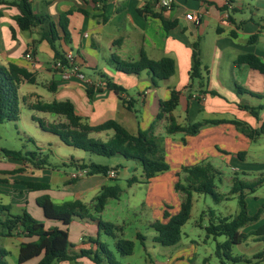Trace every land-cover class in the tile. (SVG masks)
<instances>
[{"label": "crops", "instance_id": "1", "mask_svg": "<svg viewBox=\"0 0 264 264\" xmlns=\"http://www.w3.org/2000/svg\"><path fill=\"white\" fill-rule=\"evenodd\" d=\"M14 1L0 0V64L7 66L13 63L26 68L34 75L35 82L21 84V115L19 121L13 123H21L23 129L29 128L34 133H40L41 128L33 117L46 123H57L61 119L36 112L32 106L38 102L54 101L72 102L76 113L92 126L114 120L133 135L149 130L155 123V133L163 136L165 159L170 168L145 185L162 193L167 191L170 195L175 190L183 167L209 161L220 155L230 157L231 163L236 165L245 163L253 147V140L232 124L207 125L195 136L167 134V129L170 117L182 126L206 120H237L252 129H258L264 124V109H258L264 105V99L253 96L264 95V74L236 62L238 57L245 54H253L264 62V0H174V7L169 11L155 6V0H105L100 6L91 0H31L35 14L48 15L56 23L60 14L75 9L68 17V42L61 28L57 27L60 39L55 46L63 55L73 52L81 72L94 83L102 81L106 85L100 89L90 88L86 82L77 79L62 80L60 74L51 67L55 52L48 42L40 41L38 28L22 31L17 25L15 17L20 12ZM78 10H84L88 15ZM188 13L200 17V23L196 25L186 20ZM225 13H228L226 21ZM155 15L174 23V26L165 30L162 20ZM102 16H106V21L102 20ZM12 30L15 37L12 36ZM195 42L200 45L202 73L207 77V84L204 86V83L203 87L199 81H193L190 75L192 45ZM38 47L49 56L48 61H40ZM30 50L36 66L24 58ZM142 51L154 61L173 59L174 75L167 79L155 78L153 82L146 71L128 75L117 71L109 61L112 55L134 61ZM108 81L123 87L125 91L116 94L107 87ZM236 87L242 88L244 93L238 94ZM90 89L91 99L88 95ZM203 89L208 92L204 94ZM211 91L217 95H212ZM173 92L178 94L176 107L156 122L161 103L169 101ZM127 101L133 103V111L126 105ZM252 108L257 110L258 117L251 113ZM42 132L41 137L36 135L40 137L38 141L41 148L30 152L24 146L27 149L25 153L8 148L7 137L0 135V205L7 206L12 215L28 212L43 222L46 229L57 227L67 230L74 251H97L98 245L94 240L104 243L97 222L76 218L65 226L61 221L48 219L38 205V199L49 196L57 205L77 200L91 207L94 198L104 187L117 185L112 180H118L122 171V175L128 177L141 166L119 157L103 161L93 157L95 155H89L87 162L81 157L77 160L67 158L56 150L62 146L69 150L73 147L65 145L58 136ZM27 133L23 132L26 137ZM101 134L109 139L113 132L93 133L91 137ZM3 149L23 154L36 153V157L45 158L48 165L36 167L34 164L38 163L37 158L22 161L6 157L2 153ZM49 153L55 160L49 159ZM90 163L118 167L117 177L88 175L78 180L71 179V174L80 169V164ZM238 168L233 167V171H238ZM18 169L22 171L15 173ZM29 182L46 184L49 189L31 190L27 186ZM261 203L264 204V201ZM164 212L162 210L163 223L167 222L163 218ZM4 218L0 212V223ZM255 231L249 234L243 232L248 237L238 245L245 244L248 247L245 251L251 258L263 251L259 247L250 246L249 242L256 244L263 241L264 236L253 235ZM3 232L0 225V247L9 251L7 263L12 259L13 264H19L17 259L20 245L36 241L37 238L5 237ZM114 240L116 243L117 239ZM41 258L42 255L22 264H38ZM258 262L256 260L254 263ZM54 264L96 263L82 257L73 262Z\"/></svg>", "mask_w": 264, "mask_h": 264}, {"label": "trees", "instance_id": "2", "mask_svg": "<svg viewBox=\"0 0 264 264\" xmlns=\"http://www.w3.org/2000/svg\"><path fill=\"white\" fill-rule=\"evenodd\" d=\"M95 5H102L105 0H91ZM15 6L19 9V15L15 17L17 25L22 31H27L32 28H38L40 41H46L50 44L55 52V60L63 59V54L60 52L55 43L60 39L57 27H60L66 42H68L67 23L68 17L75 11H69L60 14L59 21L56 23L48 15H37L33 11L31 0H15ZM84 15L88 13L84 10H78ZM163 22L165 30H170L174 23L167 22L160 15H155ZM106 16H102V20L106 21ZM12 36L15 37V32L12 30ZM110 63L114 65L119 72L128 75H138L144 71L148 72L153 82L155 78L167 79L175 73V63L171 58H163L158 61L151 60L147 57L144 51L139 55V58L134 61L122 60L117 55H112ZM237 64H245L264 74V62L253 54H245L237 59ZM201 51L199 43L195 42L192 45V66L191 79L199 81L203 87L207 84V77L202 73ZM23 82L34 83V75L26 68L10 63L7 66L0 64V124L4 122H17L20 119V97L19 89ZM107 87L116 94L123 93L125 89L112 81L107 82ZM238 94L244 93L243 89L236 87ZM205 94L208 91L202 90ZM212 95H217L215 92H210ZM91 99L92 90L88 91ZM253 96L264 99V95ZM178 103V94L173 92L171 99L161 103L160 112L156 117V122L163 119L166 114H170ZM126 105L130 110H134L133 103L127 101ZM36 112L45 113L52 117H59L61 120L57 123H46L42 119L33 117L40 128L48 133L58 136L59 139L67 146L77 150H82L91 155L114 158L119 157L127 161H133L140 164L143 173V179L132 177L128 180L129 186L135 183H149L158 174L169 170V164L165 159V151L163 146V136L155 133V123L147 131H139L138 134H131L123 125L114 120L106 121L103 124L92 126L85 119L76 113L75 107L70 101L52 103L38 102L32 106ZM264 109V105L258 108ZM251 113L258 117L256 109H251ZM167 134L184 133L188 136L197 135L207 125L232 124L238 131L248 136L251 140H256L264 134V124L258 129H252L244 122L237 120H206L192 125L182 126L170 117ZM112 131L113 135L106 141H100L91 137L93 133H102ZM6 157H12L18 160H34L37 158L36 167H44L48 165L45 158L36 157V153L23 154L22 152L2 150ZM79 168L87 169L88 175H103L107 176L110 170L117 171L118 167L111 168L109 166L90 163L80 164ZM18 169L15 173L21 172ZM220 172L209 162L204 161L193 166L183 167L179 180L175 185L176 192L183 194V201L178 214L171 216L167 211L164 212L163 218L167 222H155L151 227L156 231L154 242L162 246H175L181 241L182 227L189 221L193 207V195L208 194L213 196L215 201H220L221 196L216 192V179ZM112 181H117L113 179ZM264 180L247 183L243 180L233 178V188L231 194H237L239 198L240 211L235 217H224L219 219L217 223H211L206 227L208 237L214 239L225 236L227 239L224 243L217 245V254L223 255L234 262H242L243 257H232L230 254L232 246L239 245L247 239V235L240 232L242 228L250 223L257 221L260 218L261 211L254 215L248 213L246 204V195L250 192L254 194L256 188L263 184ZM31 190L49 189L46 184L27 183ZM247 191V192H246ZM122 189L119 185L106 186L94 198L93 204L89 207L81 201L66 202L57 205L52 202L49 196H43L38 199V205L44 210L45 216L51 220L61 221L65 226L70 224L74 219L89 220L97 222L99 230L103 231L107 236L117 239L115 248L122 256H131L134 251V242L131 240L120 239L116 231L120 230L119 226L111 223H105L99 218V215L105 210L109 199H119ZM0 212L5 216L0 225L5 237L24 236L26 238L36 237L33 242L22 243L19 249L17 262L25 263L35 257L42 255L38 264H54L55 262L69 261L73 262L82 257L91 259L96 264H101L105 258L108 264H118L113 252L108 245L101 243L98 240L94 242L98 245L97 251L81 250L74 251L73 245L69 240L68 231L61 228L46 229L43 222L32 217L28 212L24 211L19 215H12L9 208L0 205ZM253 235L264 236V225L256 230ZM140 238V235H138ZM228 251V253L226 252ZM9 251L0 247V264H8L7 257ZM257 261L264 260V250L256 254L253 258ZM249 262V261H247Z\"/></svg>", "mask_w": 264, "mask_h": 264}, {"label": "rangeland", "instance_id": "3", "mask_svg": "<svg viewBox=\"0 0 264 264\" xmlns=\"http://www.w3.org/2000/svg\"><path fill=\"white\" fill-rule=\"evenodd\" d=\"M40 61L46 62L49 56L38 47ZM89 72V71H88ZM21 123L5 122L0 124V135L7 137L8 148H14L22 152L37 151L41 148L40 137L43 133H34L32 129H23ZM23 132H28L27 137ZM20 133V134H19ZM40 137H37L36 135ZM31 139V142L29 141ZM95 139L106 142L108 138L105 134L94 136ZM253 147L247 156L245 163H231L228 156H217L210 158L209 162L220 172L216 179V192L221 196L220 201H215L213 196L208 194H194L193 208L189 221L182 227L181 241L175 246H162L154 242L157 233L151 224L162 222V210L169 212L171 216L179 213L180 206L183 201V194L171 191V195L167 191L163 193L156 191L145 184H134L129 186L128 180L133 176L141 180L143 176L141 168L132 175L125 177L123 171L121 176L114 184L121 187L122 193L119 199H109L105 210L99 215V218L105 223H111L119 226L121 229L116 231L120 239L131 240L134 242V251L131 256L120 255L115 248V240L107 236L102 230L100 231L103 242L108 245L113 252L114 259L118 264H255L256 260L248 257L245 250L247 246H232L230 254L232 257H244L242 262H234L227 259L223 252L217 254V245L226 241L225 236L214 239L208 237L206 227L212 222L217 223L219 219L224 217H235L239 211V198L237 194H231L233 188L232 178L252 183L260 179L264 180V134L256 138ZM24 146L27 149L23 148ZM59 154L67 158L73 157L75 160L80 157L86 162L88 156L82 150L75 148L67 149L62 146L60 150H56ZM49 159L55 160L53 155L49 153ZM96 159L107 161V158L93 156ZM238 166V171H233V167ZM140 167V166H139ZM247 192V191H246ZM264 182L256 188L254 194L246 195V204L248 213L254 215L261 211L260 218L241 229L242 232L249 234L250 231L258 230L264 225ZM262 204V205H261ZM251 228V229H250ZM140 235V238H138ZM250 246L259 247L264 250V238L261 243L252 244ZM252 244V245H251ZM249 246V247H250ZM228 253V251H226ZM102 264H108L103 258ZM251 260V261H249ZM249 261V262H247ZM13 264V260H9V264ZM264 264V260L258 262Z\"/></svg>", "mask_w": 264, "mask_h": 264}, {"label": "built area", "instance_id": "4", "mask_svg": "<svg viewBox=\"0 0 264 264\" xmlns=\"http://www.w3.org/2000/svg\"><path fill=\"white\" fill-rule=\"evenodd\" d=\"M154 4L160 9L169 11L172 10L174 7V0H155ZM185 18L186 20L191 21L196 25L200 23V17L196 16L194 13L186 14ZM224 20L225 21L228 20V13L224 14ZM24 58L28 62H30L32 66L37 65L36 62L34 61L33 52L31 50L25 54ZM51 67L53 70L57 71L60 74L62 80L64 81L77 79L86 82L88 86H90V88L93 87L96 89H100L106 86L102 81L94 83L84 73H82L79 66L76 64L75 55L71 51L66 52L63 55V59L54 60ZM86 176H88V170L80 168L71 174V179L78 180ZM107 176L110 178H115L117 177V171L110 170Z\"/></svg>", "mask_w": 264, "mask_h": 264}]
</instances>
